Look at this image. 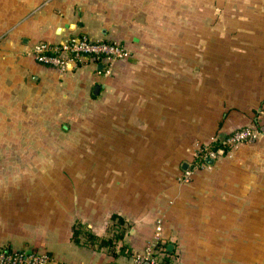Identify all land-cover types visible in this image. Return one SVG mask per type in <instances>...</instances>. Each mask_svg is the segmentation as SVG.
Wrapping results in <instances>:
<instances>
[{"label":"crops","instance_id":"obj_1","mask_svg":"<svg viewBox=\"0 0 264 264\" xmlns=\"http://www.w3.org/2000/svg\"><path fill=\"white\" fill-rule=\"evenodd\" d=\"M81 32L130 55L106 73L31 52ZM259 120L264 0H0V246L146 264L159 235L175 264H264V134L179 181L197 141ZM114 213L115 251L74 241L78 222L109 236Z\"/></svg>","mask_w":264,"mask_h":264},{"label":"built area","instance_id":"obj_2","mask_svg":"<svg viewBox=\"0 0 264 264\" xmlns=\"http://www.w3.org/2000/svg\"><path fill=\"white\" fill-rule=\"evenodd\" d=\"M34 58L47 66L65 71L69 64L79 65L88 59L97 64H103L106 73H111L114 68V61L130 55L129 48L117 42L105 40H93L87 33H73L60 40H39L31 48ZM264 134V120L256 124L239 126L229 132L224 139H213L209 142L197 141L194 146L192 158L188 166L183 169L179 179L183 182H190L197 170L210 166L208 157L214 159L236 148L242 143L257 140ZM160 230V227H158ZM161 236H157L159 239ZM156 240L150 242L143 255L136 256V262L146 264H167L162 263V257L166 255L165 247L159 252L155 250ZM172 262L175 261L172 259ZM0 264H72L58 259L49 251L26 250L20 248H8L0 246Z\"/></svg>","mask_w":264,"mask_h":264},{"label":"trees","instance_id":"obj_3","mask_svg":"<svg viewBox=\"0 0 264 264\" xmlns=\"http://www.w3.org/2000/svg\"><path fill=\"white\" fill-rule=\"evenodd\" d=\"M227 153V148L224 149L223 154ZM112 224L110 226V235L109 236H100L94 233L90 227H85L81 222H78L74 225L73 228V239L76 243L81 244L82 236L85 237L86 245L92 248H101L107 246L109 249L115 251L116 244L118 240L122 239L127 231L126 220L120 214L114 213L112 215ZM165 247L166 255L162 257V263L175 264L172 262L173 251L168 249V244L164 243L161 238L156 240L155 250L158 252ZM124 252L130 253L128 249H125ZM115 254V252H114Z\"/></svg>","mask_w":264,"mask_h":264},{"label":"rangeland","instance_id":"obj_4","mask_svg":"<svg viewBox=\"0 0 264 264\" xmlns=\"http://www.w3.org/2000/svg\"><path fill=\"white\" fill-rule=\"evenodd\" d=\"M174 47H176V46H173V51L175 50ZM166 50H170V45H168V44L163 45L162 44V45L156 46L155 48H152V49H146L145 54L147 55V53H149V52H153V53H155V52L156 53L157 52H164ZM0 159H2V158H0ZM179 181L183 182L180 179H179ZM218 255L220 256L218 259H222L221 257H224L225 259H229L228 254L218 253ZM247 256H250V254H247ZM243 257H244V255H243ZM257 259L258 260L262 259L264 261V253L263 254H258Z\"/></svg>","mask_w":264,"mask_h":264},{"label":"water","instance_id":"obj_5","mask_svg":"<svg viewBox=\"0 0 264 264\" xmlns=\"http://www.w3.org/2000/svg\"><path fill=\"white\" fill-rule=\"evenodd\" d=\"M69 67H72V63L69 64ZM99 67L102 68V67H103V64H99ZM98 87H99V86H97V89H98ZM95 91H97V90L95 89ZM253 124H256V122H253ZM221 138L224 139L225 136H223V137H221ZM207 161H208L210 164H212V163H214L215 159L212 158V157H208V158H207ZM187 165H188V163L185 162V163H184V167H187ZM168 249L171 250V251H173V250H174V244L170 243V244L168 245ZM109 264H116V263H115V262H110Z\"/></svg>","mask_w":264,"mask_h":264}]
</instances>
